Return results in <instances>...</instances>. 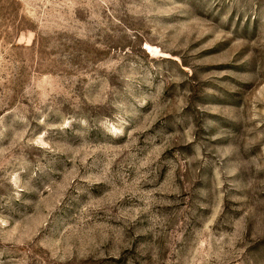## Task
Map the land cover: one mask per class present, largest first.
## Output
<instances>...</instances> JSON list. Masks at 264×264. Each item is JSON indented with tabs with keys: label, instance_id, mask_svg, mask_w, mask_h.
<instances>
[{
	"label": "rangeland",
	"instance_id": "obj_1",
	"mask_svg": "<svg viewBox=\"0 0 264 264\" xmlns=\"http://www.w3.org/2000/svg\"><path fill=\"white\" fill-rule=\"evenodd\" d=\"M0 264H264V0H0Z\"/></svg>",
	"mask_w": 264,
	"mask_h": 264
}]
</instances>
